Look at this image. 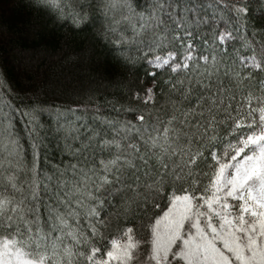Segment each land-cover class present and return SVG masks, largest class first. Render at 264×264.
<instances>
[{"label": "snow or ice", "instance_id": "snow-or-ice-1", "mask_svg": "<svg viewBox=\"0 0 264 264\" xmlns=\"http://www.w3.org/2000/svg\"><path fill=\"white\" fill-rule=\"evenodd\" d=\"M16 2L94 49L0 65V264H264V0Z\"/></svg>", "mask_w": 264, "mask_h": 264}, {"label": "trees", "instance_id": "trees-1", "mask_svg": "<svg viewBox=\"0 0 264 264\" xmlns=\"http://www.w3.org/2000/svg\"><path fill=\"white\" fill-rule=\"evenodd\" d=\"M0 22L3 24L0 65L7 70L8 79L13 85L23 83L22 54L35 55L49 65H56L57 71L63 59L83 58L87 63L93 55L94 45L88 35L74 33L68 23L53 25L49 17L31 11L16 0H2ZM33 32H36L35 36L31 35ZM66 71L75 73L76 69L69 67ZM139 75L144 77L142 71ZM48 151L52 159H58L54 142L48 143Z\"/></svg>", "mask_w": 264, "mask_h": 264}]
</instances>
